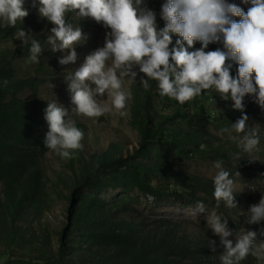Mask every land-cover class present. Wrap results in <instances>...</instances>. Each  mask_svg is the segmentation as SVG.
<instances>
[{
  "label": "trees",
  "instance_id": "obj_1",
  "mask_svg": "<svg viewBox=\"0 0 264 264\" xmlns=\"http://www.w3.org/2000/svg\"><path fill=\"white\" fill-rule=\"evenodd\" d=\"M23 25L0 28V258L6 257L0 264H220L223 246L202 225L189 231L182 220L142 216L130 196L137 192L159 201L185 198L189 205L215 203L213 181L174 172L152 152L161 147L186 160L198 155L230 160L235 151L227 145L215 148L204 130L187 122L192 111L199 114L210 99L220 96L205 94L180 105L161 97L155 81H150L147 90L137 87L132 91L130 126L138 133V149L124 156L121 144L114 143L88 157L81 149L72 159H63L70 175L48 182L42 165L50 152L43 146L47 100L39 95L46 73H41L44 68L39 65L33 74L21 76L18 62L29 58L30 45L4 47ZM177 38L172 37L173 44ZM215 49L209 44L205 51ZM25 94L31 100H25ZM231 103L224 100L220 121L227 122L224 114L231 112ZM76 125L84 140L87 127ZM107 190L123 194L108 201L100 196ZM53 195L67 203L65 222L58 230L44 220L53 206ZM234 199L237 207L229 211L236 215L245 203L244 195L236 194ZM228 209L219 212L231 225L234 218ZM210 240L216 241L215 251ZM242 264L261 262L249 256Z\"/></svg>",
  "mask_w": 264,
  "mask_h": 264
},
{
  "label": "clouds",
  "instance_id": "obj_2",
  "mask_svg": "<svg viewBox=\"0 0 264 264\" xmlns=\"http://www.w3.org/2000/svg\"><path fill=\"white\" fill-rule=\"evenodd\" d=\"M24 4L25 0H0V28L21 25L28 15ZM240 4L247 5V11L229 0H165L159 12L165 25L158 30L157 13L147 7L146 0H32L39 16L53 25L43 43L30 31H16L14 39L22 46L30 45L29 59L33 63L39 62L45 45L47 51L61 53L60 65L77 61L75 46L87 37L79 24L66 19L67 13H74L79 22L91 17L110 29L105 32L102 47L85 56L78 68L64 70L72 106L65 108L55 98L47 101L44 119L48 130L43 146L62 159H72L82 149L84 136L73 114L98 118L115 111L120 116L128 115L132 92L125 83L136 84L138 74L143 73L139 84L145 90L150 88V81H155L161 97L180 105L213 93L231 101V108L241 112L231 128L243 134L239 137L240 151L233 159L236 164L242 158L259 160L256 152L260 136L249 125L243 101L248 96L264 111V0H240ZM174 35L178 38L173 44ZM194 42L201 46L189 51ZM209 44H220L222 48L206 52ZM226 60L237 65L234 77L230 75L232 64L226 65ZM214 168L215 207L209 213L207 205L197 201L191 214L195 217L207 213L206 231L217 236L224 249L219 255L220 264H242L249 256L264 264V240H257V231L243 229L235 234L233 242L229 239L234 233L228 219L216 211L221 204L236 208L234 197L246 186L258 189V203L250 205L243 215L245 224L260 225L264 222V190L256 184L246 185L236 170L225 168L223 160H217ZM259 234L264 236V227ZM208 243L215 251L216 241Z\"/></svg>",
  "mask_w": 264,
  "mask_h": 264
},
{
  "label": "rangeland",
  "instance_id": "obj_3",
  "mask_svg": "<svg viewBox=\"0 0 264 264\" xmlns=\"http://www.w3.org/2000/svg\"><path fill=\"white\" fill-rule=\"evenodd\" d=\"M164 2L165 0H146L147 7L157 13L156 23L158 30L165 25V22L159 16L161 6ZM229 2H234L238 6L242 7L244 11H247L248 6L241 5L240 0H229ZM24 8L27 9L28 15L23 19V30L26 33L30 31L43 43L48 34L47 31L50 30L53 25L39 16L38 9L32 6V0H25ZM66 19L76 25L79 24L82 34L87 37L83 43L75 46L78 58L74 64L60 65L58 63V58L61 56V53H52L51 51H47V46L45 45V52L39 57L38 63L31 62L29 58H22L18 62V66L20 75L28 76L34 73L37 66L42 65L44 70L41 73H46V80L39 88L40 97L47 101L55 98L58 104L64 106L65 108H70L72 105L70 94L67 91V85L64 82V70L78 68L83 63L85 56L93 52L98 47H102L104 44L105 32L110 31V29H105L102 22H96L91 17H86L79 22L75 18L74 13H67ZM234 19L237 21L240 20L239 17H235ZM13 33L15 34L16 31ZM14 38L15 36H13L12 39H9L7 43L4 44V47L8 48L22 45L20 40ZM211 45L216 48L222 46L220 44ZM193 46L199 47L201 45L200 42H194ZM228 63L232 64L230 75L235 76L237 65L235 62L226 60V64ZM143 75V73L138 74L136 84L128 85L126 82L125 86L128 87L131 92L137 87L139 89L143 88L139 84L140 76ZM23 97L25 100H31L30 94H25ZM243 102L246 104L244 111L249 117V125L256 129L260 136L261 142L256 152V156L259 160L249 162L247 158H244L248 161H245V164H240V161L243 160L242 158L236 164V161L233 159L234 154H232V156L230 155V160H223L224 166L233 172L236 170L246 185L256 184L264 190V112L261 111L258 105L255 104L248 96H245ZM131 103L132 99L128 102V115L126 116H120L115 111L106 113L98 118H90L73 114V119L76 121V124H81L87 127L86 137H84V140L82 141V151L85 156L88 157L94 153L102 152L114 143L121 144L124 156L133 154L134 151L138 149L140 141L138 133L130 126ZM224 105V100L215 96L206 103L204 110H202L199 114L192 111L193 114L187 122L189 126L204 130L209 135L212 146L215 148L221 145H227L230 150H233L236 153L238 152L236 151V148H238L239 137L243 134L236 133L232 130L231 123H234L241 116V112H237L232 109L230 113L224 114V118L227 119V122H222L220 121L219 114L222 112L221 109L225 108ZM188 125L186 124V126ZM233 137H236V139ZM202 149H204V146L201 147V150ZM152 155L159 160L166 161L174 172L180 174H188L213 181V177L217 171L214 168V163L217 159H214L213 157H199L198 155L186 160L178 157L177 154L171 150L161 147L154 149ZM65 164L66 163L62 158L51 151L44 156L42 159V165L47 172L48 182L50 180V182L56 183L59 175L65 177L69 174ZM237 179L239 181V178ZM154 184H157L156 180L154 181ZM63 194H66L65 190ZM122 194L123 192L118 190H107L102 192L100 196L108 201H111L118 198ZM240 194L244 195L245 203L242 207L237 209L238 214L233 215L227 207H220L219 209H216L218 213H222L219 212V210L223 211L228 209V214H230V216L232 215L231 217L234 218L233 224L230 225L228 222V227L234 233V235L230 236L229 239H232L233 242H235V234L239 235L243 229H245L257 231V240H264V236L259 234L260 228L264 226L259 225L257 227L250 228V226L245 224V215H243V213L247 212L250 205L258 203L260 199V191L258 189L253 190L246 186ZM53 196L55 197V195ZM130 196L132 198L134 208L142 216L149 218H170L174 220H182L186 222V225H188L189 231L196 229L198 225H202L203 228L206 229L204 225L206 223L207 213H197L194 217L191 214V209L194 205L187 204L184 201L185 198L181 200L166 198L159 201L153 197L143 196L137 192L130 193ZM66 204V200L63 198L61 199L55 197L51 211L45 215L44 220L50 223L53 230H58L63 222H65V214L67 210ZM205 204L207 205L209 213L215 207V203L207 202ZM222 214L228 219L224 213ZM208 232L211 233L210 230ZM54 246L56 247V243H54ZM4 260H6V257L0 258V263Z\"/></svg>",
  "mask_w": 264,
  "mask_h": 264
}]
</instances>
